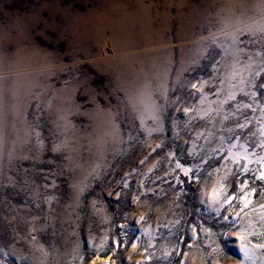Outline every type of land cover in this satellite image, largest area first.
I'll use <instances>...</instances> for the list:
<instances>
[{
	"label": "rangeland",
	"instance_id": "1",
	"mask_svg": "<svg viewBox=\"0 0 264 264\" xmlns=\"http://www.w3.org/2000/svg\"><path fill=\"white\" fill-rule=\"evenodd\" d=\"M261 172L264 0H0V264H264Z\"/></svg>",
	"mask_w": 264,
	"mask_h": 264
},
{
	"label": "snow or ice",
	"instance_id": "2",
	"mask_svg": "<svg viewBox=\"0 0 264 264\" xmlns=\"http://www.w3.org/2000/svg\"><path fill=\"white\" fill-rule=\"evenodd\" d=\"M261 180H264V172L260 173V177ZM218 187H215L212 189L211 192V196H210V200L211 203L213 205H218V207L215 209L216 213L219 214L220 210H227V206L232 205L233 199L234 197L230 196L227 193V190L225 188V185L222 182H218ZM241 191H243V189H241ZM248 193H244V196H242L240 199H244V197L248 196ZM248 203H250L249 200H246L243 207L241 208V212H243L244 208H246L248 206ZM239 205V201H237V205L234 206H238ZM237 215L239 216V213H237ZM222 219L226 222L225 227L227 229H232L235 227L236 225V220L233 219L231 221H229V218L227 216L222 217ZM246 231V230H243ZM218 239L221 243V245L223 247H228L230 243H235V241L233 240V238L231 237V235H229L228 232H219L218 233ZM241 239H243V237H241ZM244 252H245V256L247 257L248 255V248L245 245H242ZM209 264H211V262L209 261Z\"/></svg>",
	"mask_w": 264,
	"mask_h": 264
}]
</instances>
